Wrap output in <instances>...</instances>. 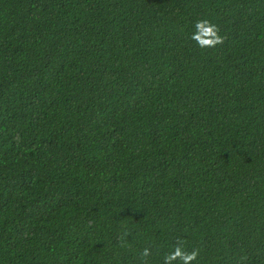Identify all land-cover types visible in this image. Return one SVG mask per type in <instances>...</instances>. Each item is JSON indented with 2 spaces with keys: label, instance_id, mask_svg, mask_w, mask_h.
Listing matches in <instances>:
<instances>
[{
  "label": "trees",
  "instance_id": "trees-1",
  "mask_svg": "<svg viewBox=\"0 0 264 264\" xmlns=\"http://www.w3.org/2000/svg\"><path fill=\"white\" fill-rule=\"evenodd\" d=\"M178 241L264 264V0H0V264Z\"/></svg>",
  "mask_w": 264,
  "mask_h": 264
},
{
  "label": "clouds",
  "instance_id": "clouds-1",
  "mask_svg": "<svg viewBox=\"0 0 264 264\" xmlns=\"http://www.w3.org/2000/svg\"><path fill=\"white\" fill-rule=\"evenodd\" d=\"M194 32L190 39L195 42L199 49L215 48L224 43V37L219 35V28L210 20L200 19L194 24ZM151 255V249L145 247L140 252L141 259ZM199 256V249L185 250L182 241H178L173 250L163 256V264H192Z\"/></svg>",
  "mask_w": 264,
  "mask_h": 264
}]
</instances>
